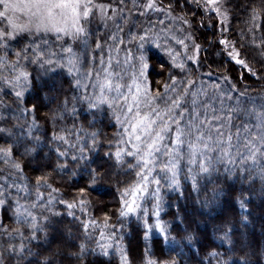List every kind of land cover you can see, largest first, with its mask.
I'll list each match as a JSON object with an SVG mask.
<instances>
[{
	"label": "trees",
	"instance_id": "obj_1",
	"mask_svg": "<svg viewBox=\"0 0 264 264\" xmlns=\"http://www.w3.org/2000/svg\"><path fill=\"white\" fill-rule=\"evenodd\" d=\"M156 1L173 15L182 9L190 20L183 32L192 36L189 49L201 45L195 63L186 60L180 44L174 43L172 35H177L171 25L158 20L144 42L150 67L144 78H139L132 58L139 55V16L133 15L129 23L125 18L126 9L138 14L131 0H117L124 15L111 31L103 25L92 26L84 42L76 44L79 72L74 69L69 74L63 60L59 65L42 66V61L33 63L15 55L25 44L41 43L40 39L16 41L0 57L4 65L0 77L11 80L20 70L28 73L27 80L17 85L15 81L0 82V149L4 150L0 151V199L5 201L0 204V258L6 264H122L125 256L127 264H146L148 260L156 264H264V178L256 175L251 162L244 170L239 161L229 164L228 170L223 161L214 163L209 174L197 176L194 186L186 161H182L178 186L169 187L161 181L158 209L151 195L142 201L137 213L120 215L122 198H130L123 193L139 181L136 173L142 166H137L136 157L126 154L132 151L126 130L128 117L120 97L126 82L132 92L136 90L132 83L144 82L145 108L158 106L163 110L187 86L188 95L182 97V102H187L181 110L192 107L193 91L206 93L197 101L201 114L204 105L209 113L216 109L225 115L229 108L242 109L231 122L233 134L237 126L254 120L248 109L255 106L259 111L264 105V47H260L264 43V0H228L234 14L231 35L240 31L235 44L256 75L216 48L215 22L213 17L208 22L200 19L204 13L199 0ZM155 20L153 17L149 22ZM50 44L54 41L48 40L40 50L55 53L46 58L59 60L62 55L53 52ZM167 49L172 50L171 55ZM27 55H32L31 49ZM173 56L176 65L184 64L183 70L173 67ZM109 65L114 70L110 74ZM119 67L122 78H117ZM106 74L112 82V88L103 93L108 99L90 107L85 97L100 96L98 82ZM170 76L177 77L175 84ZM189 80L194 84L189 85ZM116 84L121 85L119 90ZM173 87L176 92L171 91ZM16 92L22 95L17 98ZM121 149L124 151L117 158ZM93 170L103 174L95 184ZM152 187L155 185L150 184ZM17 202L35 217V239H28L33 221L17 218ZM69 204L74 207L69 208ZM157 219L165 228L163 233L154 226ZM145 220L151 228L145 229ZM21 243L27 249L22 256L5 250Z\"/></svg>",
	"mask_w": 264,
	"mask_h": 264
},
{
	"label": "snow or ice",
	"instance_id": "obj_2",
	"mask_svg": "<svg viewBox=\"0 0 264 264\" xmlns=\"http://www.w3.org/2000/svg\"><path fill=\"white\" fill-rule=\"evenodd\" d=\"M216 0H207L209 6L214 5ZM93 5L91 0H0V18L6 23L0 27V48L7 49L11 43H14L17 39H32L33 41L40 39L39 44H25L19 51L15 53L17 57L23 56L25 61L31 60L33 63L43 62L42 66H51L53 64L59 65V61H64V66L67 67L69 74H72L74 69L79 72L77 64L79 62V56L76 54L72 47L61 48L64 55L59 60H53L46 58L55 56V53H49L46 50H40L48 45V39L43 37L49 33L55 34L56 40L61 41L65 36H71L76 38L78 36H86V29L84 22L90 17V12ZM148 8L155 7L153 0H149ZM264 11V10H262ZM19 14V15H17ZM253 20L256 19V10H253ZM184 23H188L185 19ZM133 39H136L133 36ZM172 39H176L175 36ZM187 39L191 40L192 36L189 35ZM141 43L139 44V55L132 56L138 66V75L140 78H144L146 70L150 67L148 63V56L144 49V42L148 41L146 35L139 37ZM178 44L182 45L186 49L188 44L185 40H177ZM222 45H227L228 41L221 39L219 41ZM99 47V45H97ZM160 47L161 45H157ZM195 50L198 53L201 45L194 44ZM264 47V43L260 45ZM31 49L32 55H27V52ZM171 55L172 50L167 49ZM235 53V54H233ZM131 55V54H129ZM228 55L238 64L247 68L253 75L256 73L250 68V66L243 60L239 59V52L236 51L233 46V50ZM2 59V58H0ZM176 57L173 56V67H179L184 69V64H175ZM189 60L195 62L194 56H189ZM19 61H17L18 63ZM0 67H4L0 64ZM163 68V66H161ZM13 71H17L13 66ZM107 71V70H105ZM88 75H91L89 71ZM28 73L26 71H18V74L12 77L11 80L5 78V83H13L15 81L19 84L22 81H26ZM170 80L175 84L177 77L170 76ZM227 80V77H225ZM189 85L194 84V81L189 80ZM79 86V81H77ZM100 96L92 97L91 99L85 97L88 100L90 107H96L97 101H105L108 98L103 95L104 90L112 88V82L105 78L103 82L99 83ZM116 89L121 88L120 84L115 85ZM164 88L168 89L169 85L164 84ZM235 88V85H233ZM137 86V91H139ZM172 92H176L175 87L171 88ZM16 97L19 98L22 93L16 92ZM159 96V93L156 94ZM188 95L187 86L185 90L171 99L170 104H165L163 110L158 106L153 108L150 112L137 111L135 114V122L129 126L132 131L129 134L134 139L132 143V151H128L126 154L130 157L137 158V166L140 167V171L136 173L139 181L129 189H126L123 193L124 197L130 196V199L122 198V210L121 216H126L129 213H137L141 208V204L138 202L139 198H144L146 194L152 195L156 200L155 207L159 208L160 202V189L161 181L163 180L169 187H175L179 185V172L182 161H186L188 167V178L193 181L195 186L197 176L202 174H209L211 166L214 163L223 161L226 170L229 164L235 165L238 161L240 163L241 170H244L246 166L251 162V166L255 167L256 175L264 178V105L257 111L255 106L247 110V114L250 118L254 117V120L250 124H243L237 126L235 134L231 131V122L236 113L242 111L239 108L227 109V115L224 111L217 113L216 109H212L211 113L208 111V105L203 106V118H201V111L197 107V101L200 95H206L199 91L192 92V100L190 109H183V103H186V99L182 102V97L186 98ZM243 95V94H241ZM230 98V96H229ZM135 106L137 109L140 107V102L135 96H133ZM155 97H150V100ZM223 104V100H221ZM132 113V107L129 106L126 114ZM186 113L188 118L185 119ZM167 117V119H165ZM225 121L228 122V130L225 131ZM127 130V128H126ZM0 131H3L0 129ZM138 133V134H137ZM235 135V143L233 142V136ZM56 139V137H54ZM63 139V137H59ZM243 139V144H242ZM233 149H236L235 153ZM0 151H4L0 149ZM124 150L121 149L116 153L119 158ZM59 155L63 156L66 153L60 152ZM81 156H83V149H81ZM73 159H76L74 156ZM198 165V171L196 166ZM15 168L19 169L20 165L15 164ZM103 174L97 173L93 170L92 183L95 184L97 180L102 179ZM155 177V178H153ZM155 185V189L150 190L149 185ZM85 190L82 188L80 192ZM2 194V192H0ZM5 201L0 199V204ZM83 203V201H81ZM35 205H33L34 207ZM243 207V203L241 204ZM69 208L74 207L73 204L68 205ZM71 214V213H70ZM17 218H23L24 221L31 219L33 223L30 225L32 235L28 239H35V229L37 225L35 223V217L32 216L26 208H23L17 202L16 209ZM144 215L147 216L148 212L145 209ZM158 216V212L155 213ZM95 224V221L92 222ZM155 228L160 232H164L165 228L159 219L156 220ZM87 228V225H85ZM145 229H149L152 225H149L147 221L144 222ZM19 232V230H16ZM22 236V233H21ZM147 236V232H145ZM227 238V234H225ZM101 239H104L103 233H101ZM192 239L191 236L188 237ZM103 247V246H101ZM84 246L81 245V249ZM6 251L18 253L23 255L27 250L25 245L21 243L18 247L8 245ZM212 255H217L212 253ZM3 253H0V257ZM0 264H6L3 258H0ZM122 264H127V257L122 259ZM146 264H156L155 261L148 260Z\"/></svg>",
	"mask_w": 264,
	"mask_h": 264
},
{
	"label": "rangeland",
	"instance_id": "obj_3",
	"mask_svg": "<svg viewBox=\"0 0 264 264\" xmlns=\"http://www.w3.org/2000/svg\"><path fill=\"white\" fill-rule=\"evenodd\" d=\"M192 1V0H191ZM155 7L153 8H148L147 5L149 3V0H131L130 4L131 6H137L138 8L137 13H131L130 11H128L126 9V16L125 18L127 19V23H129L132 18L133 15H138L139 19H138V27H140V30L137 31V35H139V37L141 35H148V32L154 27L156 26L155 22L158 20H161V23L163 24H169L171 25V30H173L174 32H176V39H174V43H177V40H183V37L185 38V42L186 44H188V48L186 49L185 47H183L182 45H180L181 49H182V53L185 55L186 60L191 61L193 63H195L193 60H189L188 57L189 56H194L196 58V60L198 59V53L195 50L194 45H192L190 47V40L187 39V37L189 36L188 31L183 32V29L185 30V27H187L188 25L190 26V20L185 17L184 15V11L181 9L179 11V15H173L172 11L170 12L169 9L165 8L164 6H162L160 3H158L156 0H153ZM91 3L93 5L91 12H90V17L88 18L87 21L84 22V27L86 29V33L88 32V28L92 27V26H96L97 28H99L100 25H103V27L105 29H109L110 31L114 28V25H116V21L118 19H121L124 15V12L122 10H120V6L117 5V0H91ZM198 4H201L202 9H203V13H204V17L200 18L202 21H206L208 22V20H210L211 17H213V22H215L214 27V32L215 34L213 35V38L216 40L217 42V46L216 48L218 50L223 51V53H225L227 59L233 61L234 63H236L229 55L228 53L230 51L233 50V46L235 47L236 51L239 52V59H243L244 58L240 55V50L238 48V45L235 44V42L238 41V39L236 40L237 37H239V32L237 31L236 33H234V35H231L233 32V30L231 29V19L233 17V11H232V7L231 4L228 2V0H216V3L214 5L209 6L207 4V0H199ZM19 15V14H17ZM154 15V16H153ZM155 18V21H151L149 22V20H152V18ZM187 20L188 23H184V20ZM211 21V20H210ZM132 22V21H131ZM6 23V21H4L2 18H0V27H2L4 24ZM217 25V26H216ZM176 29V31H175ZM173 37V35H172ZM45 39L48 40H53L54 44L52 46L51 45V49L54 50L53 52L59 53L62 56L64 55V53L62 52L61 48L63 47H72L73 51L74 49H76V44L78 43H83L84 40V36H78L76 38H73L71 36H65L63 37V39L61 41H57L55 34L53 33H49L47 34V36L43 37ZM221 39H224L226 41H228L227 45H222L219 43V41ZM21 40H28V41H33L32 39H17L16 41H21ZM15 41V42H16ZM12 44V43H11ZM10 44V45H11ZM178 44V43H177ZM9 45V47H10ZM6 49L4 48H0V57L3 56V53H5ZM75 52V51H74ZM202 53V52H201ZM235 54V53H233ZM195 60V61H196ZM245 61V60H244ZM237 65H239L242 69H245L247 72H250L247 68L243 67L242 65L236 63ZM110 67V65H109ZM108 67V71L107 73L110 74V72H113V68H109ZM114 67V66H113ZM117 73V78H122V75L120 73H122V71H120V67L116 70ZM252 73V72H250ZM127 75V74H126ZM111 76V75H110ZM14 77V76H12ZM106 78L109 79V75L106 74ZM140 78V77H139ZM0 82L2 84H9V83H5V77H0ZM105 78H101L100 81L98 82V85L100 82H103ZM111 79H113V77H111ZM110 80V79H109ZM132 79H129V82ZM140 85L137 83H132L134 84V88L136 89L135 92H132L130 88V84H128L126 82V85L124 86V90L126 89L125 93L124 91L121 92L120 97L122 98V102H123V112H125L126 118L128 117V121L126 124V128H127V135H128V144L134 143V139L131 137V141L129 140L130 137V133L132 131L131 127L129 126L131 123L135 122V114L137 111H140L141 113L143 112H150L152 109L150 108H145L143 101L144 99V94L143 93V86L145 87L144 82H140ZM15 85H17V83H14ZM13 84V85H14ZM14 85V86H15ZM137 86H139V91H137ZM108 89L106 88V91ZM115 95L118 93H114ZM133 96H135L137 98V100L140 102V107L139 109L136 108L135 106V101H133ZM145 102V101H144ZM129 106L132 107V113L131 114H126L128 112V108ZM201 118H203V114H201ZM138 134V133H137ZM152 189H155V187H152ZM150 189V190H152ZM154 191V190H153ZM130 197V196H129ZM151 198L150 194H146L144 198H142L141 202H139L140 204H143V200H147ZM130 199V198H129ZM138 200L141 198H137Z\"/></svg>",
	"mask_w": 264,
	"mask_h": 264
}]
</instances>
